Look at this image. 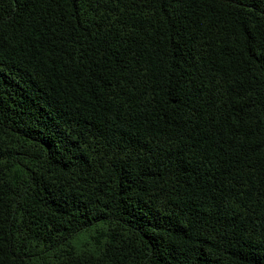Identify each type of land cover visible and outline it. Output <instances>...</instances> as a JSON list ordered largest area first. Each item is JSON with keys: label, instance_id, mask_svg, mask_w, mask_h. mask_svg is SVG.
I'll use <instances>...</instances> for the list:
<instances>
[{"label": "trees", "instance_id": "1", "mask_svg": "<svg viewBox=\"0 0 264 264\" xmlns=\"http://www.w3.org/2000/svg\"><path fill=\"white\" fill-rule=\"evenodd\" d=\"M0 264H264V0H0Z\"/></svg>", "mask_w": 264, "mask_h": 264}]
</instances>
